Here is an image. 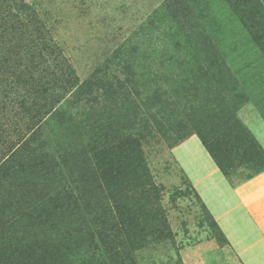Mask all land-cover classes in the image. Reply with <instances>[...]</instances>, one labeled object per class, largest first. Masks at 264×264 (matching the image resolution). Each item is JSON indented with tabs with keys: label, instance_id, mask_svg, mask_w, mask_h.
Returning a JSON list of instances; mask_svg holds the SVG:
<instances>
[{
	"label": "rangeland",
	"instance_id": "obj_1",
	"mask_svg": "<svg viewBox=\"0 0 264 264\" xmlns=\"http://www.w3.org/2000/svg\"><path fill=\"white\" fill-rule=\"evenodd\" d=\"M161 1L16 0L31 23L7 32L1 52L11 65L19 53L26 77L16 47L28 42L40 68L66 76L48 84L45 75V92L6 74L4 86H18L0 94V163L13 154L0 168V264H238L174 148L200 132L232 183L264 168V1H242L239 15L235 0H176L195 20L193 44L170 19L150 23ZM67 79L85 84L66 117L17 149L34 129L32 100L57 97L52 86ZM19 89L31 94L19 100Z\"/></svg>",
	"mask_w": 264,
	"mask_h": 264
},
{
	"label": "trees",
	"instance_id": "obj_2",
	"mask_svg": "<svg viewBox=\"0 0 264 264\" xmlns=\"http://www.w3.org/2000/svg\"><path fill=\"white\" fill-rule=\"evenodd\" d=\"M235 1H236V5L238 4L239 6L241 5L242 7L249 8L246 5L242 4V1H245V0H235ZM247 1H251V0H247ZM257 2L259 3V5L263 4L261 2V0H257ZM176 4H177L176 0H162L160 2V4H158L157 8L154 9L152 14H150L148 16L150 19L149 21L151 24H153V23H157L158 22L157 20H159L161 17L167 18L168 20L170 19L169 21L170 22L172 21L171 22L172 28H173V32L176 33V38L181 40V41H184L186 43L193 44L194 40H195V36H197L196 33L198 34V32L194 28L195 20L190 17V14L187 12L185 7H183L181 5L178 6ZM241 6H240V10L237 12L239 15H243V11H245L244 9H241ZM24 7H25L24 4H17L16 5V0H0V45L2 47L5 46L6 42H10L13 39V36L11 34H8V33H11V30L26 29V26L29 23H31V18L29 19L27 16L24 15V14H26L24 12L25 11ZM21 16H22V18H23V16H25V17H27V19L25 21H18V19ZM30 32H32L31 35L34 36V38H35L38 31H30ZM26 45L28 46L29 43L26 42ZM26 45L24 44L23 46H20L18 48L16 47V49H20L21 47L24 48V52H25L24 55L27 58L25 60L27 63V66H28L27 71H29V73H28V75H26V77H23L21 75V74H23V72L21 73L20 71L15 70V67H18V65H20V63L22 61L18 57H22V56L18 53V55L16 56L17 60L15 59V61L13 62V63H15V65H11L9 62V58L7 59V57L4 56L3 52H1L2 49H0V54H1V57H0V94L7 93L8 95H13V93L16 92L15 87L18 85L10 86L11 85L10 84L9 86H4V84L10 79L9 75H11L12 78H16L18 81H20L23 84H28L30 82H42L44 84L45 75H46V80H48V82H47L48 84L51 82H54V81L61 83L64 80V78L66 76V74L64 72H60L58 70H50L49 71V69H48L49 67L47 65H45V66L43 65V67L40 68L39 67L40 64H38L39 61L36 60L35 54L33 53V51L31 49L27 48ZM123 49L124 48H122V50ZM16 52L17 51H14V53H16ZM20 53L22 54L21 49H20ZM154 53L155 54L158 53V50ZM121 54H122L121 49L114 51V55L112 56L113 60H111L112 63L116 59H119ZM166 57H167V55L165 53L160 56L161 59H165ZM176 58L177 57L175 55L171 54L170 56L167 57V60L174 63ZM111 61H110V63H111ZM23 63H21V64H23ZM41 63H42V60H41ZM29 65H31V67L33 69L30 70ZM45 69H46V73H45ZM6 74H9V75H6ZM60 83H58L55 86H52L53 89L56 90L57 94L59 93V95L57 97H53V92H51V93H49L50 96H47L46 99H44L45 97H43L41 95L39 97V98H42L41 101H38L35 99V100H32V102L30 103L28 110L29 111L32 110L31 122H32V124H35L34 129H32L31 133L27 136V138H25V140L22 143H20V145L17 147V149L25 146V143L27 141H29L31 138H33L34 137L33 135L37 131L39 132L43 128V126H46L50 120L52 121L54 118L57 119L58 117H60V119L66 117L67 113L70 110L69 107L72 104L70 98L76 93V91L78 89H80L85 84V81H83V82L77 81L73 84V83H70L67 79L66 82L62 83L63 85H59ZM51 84H53V83H51ZM70 84L71 85L73 84L72 86H74L75 88L73 87L72 89H68ZM44 85L46 87L43 89V91L48 92L49 86H47L46 84H44ZM60 89H61V91L59 92ZM61 92L62 93L64 92L65 94L63 93L64 95L61 96L62 95ZM60 93H61V95H60ZM29 94H31V92H29L25 89L24 90L19 89V91H18L19 98L18 99L19 100L20 99L25 100V97ZM127 97H129L128 92L126 94L125 101L130 103V101L127 100ZM140 101H143V100L141 99V100H139V102ZM140 104H141V102H140ZM137 105H138V103H137ZM127 114H130L129 111H127ZM119 116H121V115H118L117 113L112 114L111 118L107 117L108 122H111V121L113 122L115 118H116V120H118ZM130 117L131 116L126 115V118L122 119V120H125V122L120 123V127H118L117 130H115V133L120 134V136H121L122 133H121L120 129H122V132L126 131L125 126H126V124L130 123V121H128V119ZM92 127H94L93 123H92ZM93 130H90V133H93L92 132ZM195 133L198 136L201 143L203 144L204 148L207 150L210 157L213 159V161L215 162L217 167L222 172V174L224 176H226V178H228L226 172L224 171L222 166L219 164L218 160L215 158L212 150L209 148L208 144L206 143V141L202 137L201 133L200 132H195ZM126 135H128V137H135V139H136V137H138V134L136 132H132V131H128ZM123 142H124L126 149H127L130 146L129 139L124 138ZM12 155H9L7 158L4 159V161H2V163H0V168L4 166V163L9 161V159L12 157ZM139 158H140L139 151L135 152L134 157L130 156V160H133L134 163L139 162ZM143 170H144L145 176L148 177L147 169L145 167H143ZM72 176H74V173L72 174ZM203 207H204V205H203ZM209 216H210V214H209ZM210 218H212V217L210 216ZM212 220H213V218H212ZM214 223H215V221H214ZM215 225H216V223H215ZM216 227H217L218 231L220 232L217 225H216ZM115 228H117V226ZM115 228H111L109 230L113 231L114 234L120 233L121 230L115 229ZM102 232L105 234L107 233L108 236L113 235V233H110L109 231L106 232L105 228L102 229ZM220 234H221V232H220ZM221 236H222V234H221Z\"/></svg>",
	"mask_w": 264,
	"mask_h": 264
},
{
	"label": "crops",
	"instance_id": "obj_3",
	"mask_svg": "<svg viewBox=\"0 0 264 264\" xmlns=\"http://www.w3.org/2000/svg\"><path fill=\"white\" fill-rule=\"evenodd\" d=\"M256 133L264 148V118ZM174 151L195 194L218 226L238 264H264V168L232 183L222 174L196 135Z\"/></svg>",
	"mask_w": 264,
	"mask_h": 264
}]
</instances>
